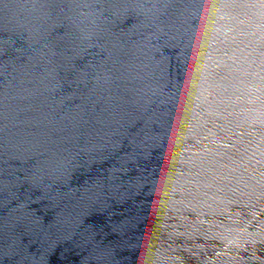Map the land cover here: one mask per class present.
Instances as JSON below:
<instances>
[{
  "label": "water",
  "instance_id": "water-1",
  "mask_svg": "<svg viewBox=\"0 0 264 264\" xmlns=\"http://www.w3.org/2000/svg\"><path fill=\"white\" fill-rule=\"evenodd\" d=\"M0 264H264V0H0Z\"/></svg>",
  "mask_w": 264,
  "mask_h": 264
}]
</instances>
